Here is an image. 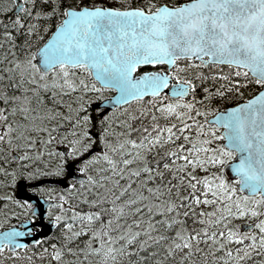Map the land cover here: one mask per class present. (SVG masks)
Segmentation results:
<instances>
[{
    "label": "snow or ice",
    "instance_id": "6c2138e0",
    "mask_svg": "<svg viewBox=\"0 0 264 264\" xmlns=\"http://www.w3.org/2000/svg\"><path fill=\"white\" fill-rule=\"evenodd\" d=\"M0 264H264V0H0Z\"/></svg>",
    "mask_w": 264,
    "mask_h": 264
},
{
    "label": "water",
    "instance_id": "95a60500",
    "mask_svg": "<svg viewBox=\"0 0 264 264\" xmlns=\"http://www.w3.org/2000/svg\"><path fill=\"white\" fill-rule=\"evenodd\" d=\"M17 195L20 196V197L25 196L26 194H25V192H24V189L21 188V189L19 190V192L17 193ZM28 195H30V194H28ZM49 231H51V229H49Z\"/></svg>",
    "mask_w": 264,
    "mask_h": 264
},
{
    "label": "trees",
    "instance_id": "16d2710c",
    "mask_svg": "<svg viewBox=\"0 0 264 264\" xmlns=\"http://www.w3.org/2000/svg\"><path fill=\"white\" fill-rule=\"evenodd\" d=\"M249 91H251V89H249Z\"/></svg>",
    "mask_w": 264,
    "mask_h": 264
},
{
    "label": "flooded vegetation",
    "instance_id": "af4514ba",
    "mask_svg": "<svg viewBox=\"0 0 264 264\" xmlns=\"http://www.w3.org/2000/svg\"><path fill=\"white\" fill-rule=\"evenodd\" d=\"M14 191H15V189H14Z\"/></svg>",
    "mask_w": 264,
    "mask_h": 264
}]
</instances>
